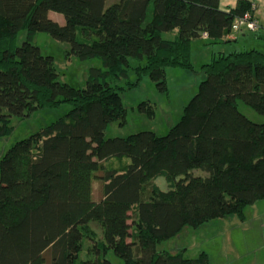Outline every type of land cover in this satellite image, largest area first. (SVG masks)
<instances>
[{"label": "trees", "instance_id": "16d2710c", "mask_svg": "<svg viewBox=\"0 0 264 264\" xmlns=\"http://www.w3.org/2000/svg\"><path fill=\"white\" fill-rule=\"evenodd\" d=\"M105 1L0 0V138L12 132V116L69 106L0 158V264H110L109 252L123 264H205L203 252L184 258L183 250L157 245L184 226L241 215L264 199V123L237 108L240 100L264 116V51L211 53L166 134L104 137L110 123L125 121L120 90L144 75L165 90L166 68L193 70V39L230 42L233 21L254 17L253 4L238 0L222 10L219 0ZM169 31L174 37L162 38ZM37 32L68 43L67 57L95 58L101 67L89 68L83 88L59 81L53 58L32 43ZM129 59L134 81L111 84L127 77ZM110 159L126 162L105 168ZM100 170L101 196L93 200ZM156 176L166 190L152 183Z\"/></svg>", "mask_w": 264, "mask_h": 264}, {"label": "rangeland", "instance_id": "374dc122", "mask_svg": "<svg viewBox=\"0 0 264 264\" xmlns=\"http://www.w3.org/2000/svg\"><path fill=\"white\" fill-rule=\"evenodd\" d=\"M115 0H106L105 6L110 5ZM49 16L53 21H57V13ZM62 19V17H59ZM254 18V17H253ZM255 19V18H254ZM256 21V19H255ZM257 22V21H256ZM256 28L250 32H256ZM245 30H242V32ZM241 32V33H242ZM175 32H163L162 38L172 39ZM24 33L18 37V44L21 43ZM78 40L80 37L78 36ZM40 48L44 55L53 58V64L58 72V79L75 88H83L89 68L101 67L100 61L95 58L80 60L74 56H66L69 44L54 39L46 32H37L32 41ZM223 44L205 45L201 39H193L190 46L191 63L193 70L168 67L165 69V90H159L148 76L144 75L138 83L129 89L120 90L122 105L126 110L125 121L110 123L105 131L104 137H125L140 131H153L157 135L167 133L169 127L175 124L184 105L195 94L198 83L204 78L200 67L208 60H204V51L217 52V46ZM228 44V43H227ZM248 50L251 48L264 51V40L259 42L254 37L240 39L228 44L223 48V53L231 50ZM221 51V50H220ZM130 67L127 70L126 78L113 79L111 84L125 87L126 82L134 81L135 74L132 66L135 65L133 59H129ZM238 110L250 120L256 123H264V116L255 112L240 100L237 101ZM69 106L62 104L57 108H39L27 117L12 116L10 124L12 132L0 138V158L5 151L15 142L28 137L39 131L50 122L63 116ZM126 161L110 159L104 162L105 168H119ZM195 175H203L199 169H194ZM96 177L91 182V196L97 200L101 196L100 183L97 179L101 176L102 170L95 173ZM152 183L160 189L166 190L167 183L163 176H156ZM97 236H100V229L97 225L91 224ZM85 244L87 242L85 241ZM158 249H164L171 253L183 250L184 258H196L200 253H205L207 262L205 264H264V199L257 200L252 205H247L242 210V214L233 213L231 215L210 220L197 228L184 226L176 236L169 240L160 242ZM81 259L87 258L85 251L80 254ZM110 264H123L122 260L112 252L107 254Z\"/></svg>", "mask_w": 264, "mask_h": 264}, {"label": "crops", "instance_id": "0c3cea01", "mask_svg": "<svg viewBox=\"0 0 264 264\" xmlns=\"http://www.w3.org/2000/svg\"><path fill=\"white\" fill-rule=\"evenodd\" d=\"M238 0H219V8L222 9V10H227L229 8H232L235 6L236 2ZM249 2H251L253 4V6L255 7V10H254V18L256 19L257 21V31L256 32H250V31H243L242 33H240L239 35H237L235 38H229L228 36L225 38L227 40H231L230 42H228V44H231L233 45V43H236L240 37H243L245 38V36L248 35V39H250V37H254V39H256L257 41L261 42L264 40V0H247ZM54 12H49L48 15L49 16H53ZM60 15V14H58ZM62 17V15H60ZM60 16H56L57 17V22L62 24L63 23V17L62 19H60L59 17ZM201 40H203V42L205 41V37H201L199 38ZM235 39V41H233ZM227 43H223V44H220L217 46L218 50L217 52H226V51H222L223 48H227ZM228 50H235V49H228ZM217 53L215 51H204V60H208L209 57H210V54L211 53Z\"/></svg>", "mask_w": 264, "mask_h": 264}, {"label": "built area", "instance_id": "2783aa9c", "mask_svg": "<svg viewBox=\"0 0 264 264\" xmlns=\"http://www.w3.org/2000/svg\"><path fill=\"white\" fill-rule=\"evenodd\" d=\"M257 27L258 25L255 19L250 14L246 13L242 17H238L233 21L230 32L227 36L229 38H235L242 32V30L253 31Z\"/></svg>", "mask_w": 264, "mask_h": 264}]
</instances>
